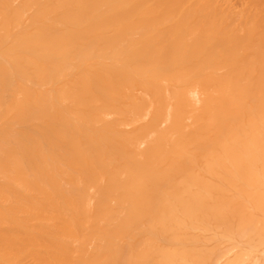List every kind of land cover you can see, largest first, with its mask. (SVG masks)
<instances>
[{"label": "bare ground", "instance_id": "bare-ground-1", "mask_svg": "<svg viewBox=\"0 0 264 264\" xmlns=\"http://www.w3.org/2000/svg\"><path fill=\"white\" fill-rule=\"evenodd\" d=\"M0 264H264V0H0Z\"/></svg>", "mask_w": 264, "mask_h": 264}]
</instances>
